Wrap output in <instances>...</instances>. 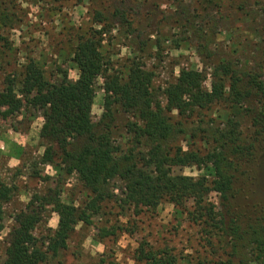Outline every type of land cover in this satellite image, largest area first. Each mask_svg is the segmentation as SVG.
<instances>
[{
    "label": "trees",
    "instance_id": "16d2710c",
    "mask_svg": "<svg viewBox=\"0 0 264 264\" xmlns=\"http://www.w3.org/2000/svg\"><path fill=\"white\" fill-rule=\"evenodd\" d=\"M16 1L19 0H0V64L12 68L5 76L8 86L0 93V108H5L4 117L26 113L24 101L33 95L26 100L42 108L38 139L44 150L40 161L56 171L58 181L52 192L33 194L26 209L14 215L0 264H62L56 259L76 226L88 224L84 203L75 206L60 200L62 181L64 184L71 175H76L91 194L88 207L92 210L109 198L106 188L115 179L123 183L128 192L125 203L134 209H156L162 200L181 209L190 202V207L183 210L188 221L208 228L222 243V259L216 264H264V197L259 194L264 171V82L256 71L240 67L235 60L218 59L210 64L209 53L199 50V56L210 64V89L203 88L202 73L182 68L174 82L164 89L166 108H163L151 92L150 73L136 63L129 66L124 77L106 76L108 62L101 48L109 18L100 8L104 1L114 2L110 5V17L118 18L120 10L115 3L119 0H88L93 6L91 25L68 33L77 80L72 85L65 79L53 83L38 61L26 53L25 63L20 66L19 51L3 36L5 29L16 28L13 16ZM21 1L37 6L44 3L49 6L46 11L49 13L54 5L71 0ZM72 1L78 6L84 0ZM100 77L105 79L104 110L98 121L92 123L93 88ZM216 106L221 110L222 120L205 131L209 147L204 156L180 147L172 149L170 142L183 133L181 120ZM174 111L177 120L171 116ZM119 114L128 116L124 128L135 145L147 150L144 155L133 150L116 154L113 133L117 131ZM29 118L23 130L34 119ZM159 158L168 167L208 168L213 179L162 172L150 177L137 168L139 163L150 165ZM13 193L14 186L0 180V230L3 205L12 200ZM210 193L219 197L218 208L207 201ZM49 209L57 213V229L47 236L43 251L29 252L31 233ZM100 233L104 238L115 232L101 228ZM134 260L137 264H190L169 249L152 251L142 247L136 250Z\"/></svg>",
    "mask_w": 264,
    "mask_h": 264
},
{
    "label": "rangeland",
    "instance_id": "374dc122",
    "mask_svg": "<svg viewBox=\"0 0 264 264\" xmlns=\"http://www.w3.org/2000/svg\"><path fill=\"white\" fill-rule=\"evenodd\" d=\"M112 3L104 1L100 8L109 18L108 32L103 35L101 48L108 62L106 76L118 74L124 77L129 66L136 63L150 73L151 92L163 108H166L164 89L174 82L182 68L202 73L205 90H209L211 84L209 65L218 59L235 60L240 67L255 70L264 82V0H211V3L209 0H119L115 3L120 10L118 18L110 17ZM54 6L51 7L54 10L47 13L49 6L44 3L37 6L16 1L13 10L16 28L5 29L3 36L19 51L17 63L20 66L25 63L26 53L38 61L51 82L61 83L65 79L68 85H72L77 80L78 70L72 62L73 50L68 33L71 29L91 25L93 6L88 0L78 6L72 0ZM93 27L100 29L97 25ZM199 50L209 53L210 64L199 56ZM1 66L0 93L8 86L5 76L12 70L5 68L4 64ZM104 80V77L97 79L93 88L92 123L98 121L104 110ZM26 99V113L17 114L23 116L20 121L24 122L22 126L16 121L17 115L4 117L3 107L0 108V121L23 130L26 120H31L29 116L32 119L41 117L42 108L29 104ZM220 114L221 110L216 106L181 120L183 133L170 142L172 149L180 147L204 156L209 147L205 131L222 120ZM171 116L174 120L178 119L175 111ZM116 119L117 131L113 133L116 154L133 150L144 155L147 150L135 145L131 141L132 135L124 128L128 116L119 114ZM43 150L41 155L28 152L15 172L9 171L0 160V180L14 186L12 200L3 205L0 260L6 238L14 225V215L26 209L33 194L45 195L56 188V171L40 161ZM146 163H139L137 168L150 177L162 172L192 178L205 177L208 181L213 179L208 168L168 167L161 164V158L150 165ZM261 176L259 194L264 197V171ZM106 190L109 198L102 201L97 210H92L88 207L91 194L76 175L68 177L64 184L62 181L60 200L75 206L84 203L88 220V224L79 223L76 226L65 249L57 257L56 260L62 264H137L135 252L141 247L152 251L169 249L190 264L198 261L216 264L222 259L220 239L209 233L208 228L195 225L186 218L183 210L190 207V202L181 209L168 200H162L156 209H134L125 203L128 192L120 180L109 182ZM207 201L219 207L217 194H208ZM57 223V213L49 209L43 221L33 229L28 251H43L47 236L57 229ZM101 228L115 233L101 238Z\"/></svg>",
    "mask_w": 264,
    "mask_h": 264
},
{
    "label": "crops",
    "instance_id": "0c3cea01",
    "mask_svg": "<svg viewBox=\"0 0 264 264\" xmlns=\"http://www.w3.org/2000/svg\"><path fill=\"white\" fill-rule=\"evenodd\" d=\"M22 117L17 115L16 121L20 122ZM42 123V118L37 117L29 123L27 129L21 130L0 121V160L9 171L15 172L22 165L28 152L32 155H41L42 147L39 145L38 135Z\"/></svg>",
    "mask_w": 264,
    "mask_h": 264
}]
</instances>
